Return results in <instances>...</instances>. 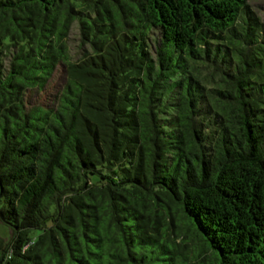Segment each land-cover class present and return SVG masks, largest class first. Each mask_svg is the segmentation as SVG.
<instances>
[{"label":"trees","instance_id":"16d2710c","mask_svg":"<svg viewBox=\"0 0 264 264\" xmlns=\"http://www.w3.org/2000/svg\"><path fill=\"white\" fill-rule=\"evenodd\" d=\"M0 221V264H264L249 0H0Z\"/></svg>","mask_w":264,"mask_h":264},{"label":"rangeland","instance_id":"374dc122","mask_svg":"<svg viewBox=\"0 0 264 264\" xmlns=\"http://www.w3.org/2000/svg\"><path fill=\"white\" fill-rule=\"evenodd\" d=\"M249 3L256 14L260 17V19L264 22V0H249ZM75 30L73 31L70 39L71 52L75 51V47L77 44V39L75 37ZM64 81V69L61 64H58L55 68L48 84L46 85L43 91L28 92L26 96V100L31 103H44L48 104L53 94L60 88L61 84ZM0 236L7 239L10 236V228L0 221Z\"/></svg>","mask_w":264,"mask_h":264}]
</instances>
